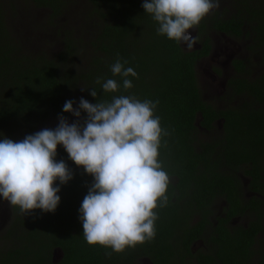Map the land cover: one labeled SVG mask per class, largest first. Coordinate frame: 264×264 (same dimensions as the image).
<instances>
[{
    "label": "trees",
    "instance_id": "trees-1",
    "mask_svg": "<svg viewBox=\"0 0 264 264\" xmlns=\"http://www.w3.org/2000/svg\"><path fill=\"white\" fill-rule=\"evenodd\" d=\"M142 3L143 0H0V140L7 137L13 142L22 141L27 135L59 123L61 115L69 122L73 115L63 112L68 100L75 101L74 109L81 97L90 103L110 102L113 96L120 95L158 101L154 116L160 117L161 128L168 132L161 137L158 159L169 176L168 203L155 209V238L116 253L86 242L79 209L93 177L75 165L62 145H57L54 159L65 162L72 179L65 184L59 180L54 183L60 188L54 212L34 209L24 215L17 206L10 205L11 216L0 233V264H53L52 252L56 248L63 257L55 264H117L122 258L142 256L149 257L153 264H165L168 250L176 245L186 248L184 240L191 233L184 224L188 216L177 212L178 202L188 191L201 194L220 190L226 194L230 192L226 186L231 185L228 195H232V183L237 180L223 167L236 171L251 166L252 186H261L264 73L246 80L242 76L244 66L234 62L239 74L235 93L248 97L249 103L218 115L201 100L196 65L209 52L212 31L239 38L242 26L250 22L258 26L253 37L264 52V12L252 11L250 19L239 16L240 12L227 19H219L218 14L206 16L194 27L202 49L185 51L180 43L157 34L158 24L144 12ZM21 6L45 12L36 31L35 25L31 29L34 36L27 41V49L22 45L25 33L14 30L16 22L24 17L19 13ZM74 7L78 17L76 25H71L66 15ZM51 32L55 37L49 42L44 40L50 45L33 48L36 40L40 43ZM117 57L128 61L125 67H132L138 74V78L129 77L131 89L125 90L121 77H114L110 71ZM98 77L102 78L101 84L96 83ZM107 79L120 84L118 92L102 90ZM92 89L97 91L96 98L90 95ZM86 116L82 111L76 122L83 125ZM219 116L225 120L226 136L209 143L200 141L199 127L213 130V121ZM212 167L218 173H209V177ZM173 197L177 200L172 203Z\"/></svg>",
    "mask_w": 264,
    "mask_h": 264
},
{
    "label": "clouds",
    "instance_id": "clouds-1",
    "mask_svg": "<svg viewBox=\"0 0 264 264\" xmlns=\"http://www.w3.org/2000/svg\"><path fill=\"white\" fill-rule=\"evenodd\" d=\"M142 7L158 24V35L191 49L190 30L219 7V0H143ZM127 63L117 57L110 65L125 90L133 87L129 77L138 78ZM101 87L116 93L120 84L107 79ZM90 95L96 98L97 91L92 89ZM74 103L66 101L63 112L79 118L83 111L87 114L83 125L69 124L61 115L54 130L43 129L19 142L0 140V197L24 215L34 209L54 212L60 201V188L54 183L72 179L65 162L54 159L57 145H62L75 165L93 177L79 209L86 242L121 253L151 241L156 235L155 209L167 205L169 184L158 159L161 137L168 135L160 117L154 116L158 101L120 95L96 103L81 97L75 109Z\"/></svg>",
    "mask_w": 264,
    "mask_h": 264
},
{
    "label": "flooded vegetation",
    "instance_id": "flooded-vegetation-1",
    "mask_svg": "<svg viewBox=\"0 0 264 264\" xmlns=\"http://www.w3.org/2000/svg\"><path fill=\"white\" fill-rule=\"evenodd\" d=\"M233 4L226 17L221 16V7L218 18L227 19L228 16H236L240 12L239 16L244 15L250 19L253 16L252 11L264 12V0H234ZM257 28L256 22L242 26L243 32L239 38L213 31L220 36L219 41L223 44L221 43L222 45L220 44L217 48V42H215L217 39L210 37L208 54L202 55L197 62L196 68L203 72L204 77L211 82L210 86H213L214 90L217 89L216 94H218L215 97L216 105L205 103L203 99L207 96L202 87L198 86L201 100L218 115L229 109L247 106L245 103L239 105L234 102L236 98L248 99L245 95L235 93V80L239 74L235 71L234 62H241L244 66L242 76L246 80L251 81L264 73V52L256 46L259 42L254 41L253 37V30ZM190 31L193 38L198 36L196 29ZM181 47L185 51L196 49L194 47L188 49L183 44ZM197 49H202L200 41ZM256 57L261 69L258 75H254L253 70L255 68L253 60ZM207 59L211 60L213 67L208 66L204 69L201 63ZM224 123V118L219 116L213 121V130H209L199 127L196 120V126L199 127L198 133L203 138V142L222 140V137L226 136ZM201 169H203L202 166ZM223 170L239 181V183L237 181L232 183L234 189L232 195H228L231 193V185H229L226 188L230 192L226 194H222L220 190L216 193L209 190L201 194L188 191L185 194L186 197L178 202L177 212L182 216L185 214L188 216L184 224L188 234L191 233L184 240L186 248L181 249V246L177 248L176 245L175 248L168 250L165 264H264V163L259 171L261 175L259 187L252 186L255 184L252 182L251 166L239 168L236 171L223 167ZM209 173H218V169L212 167L207 173L210 177ZM175 196H178L177 192ZM176 200L177 198L173 197L171 202ZM6 206L9 207L7 209V218H9L11 208L7 201ZM117 264H153V262L149 257L142 256L132 259L122 258Z\"/></svg>",
    "mask_w": 264,
    "mask_h": 264
},
{
    "label": "rangeland",
    "instance_id": "rangeland-1",
    "mask_svg": "<svg viewBox=\"0 0 264 264\" xmlns=\"http://www.w3.org/2000/svg\"><path fill=\"white\" fill-rule=\"evenodd\" d=\"M233 1L234 0H219V7L217 9H214L207 16L209 17L210 15L212 16V15L218 14L219 11H220V8L222 7L221 16L222 17H226L228 15L229 8L234 5L233 4ZM22 8H25V9L22 10V11H20ZM26 8H28V7L21 6V8L19 10V13L21 12V15L24 16V17H23V20L22 21H17L16 22L17 25H15L16 27H14V30H18V32H21L22 31V34L25 33L23 35L24 42L22 41V45H23V47L25 49H27L26 43L29 40V38H31L32 36H34L31 33L32 27L35 25L34 26V30L36 31V26L39 25L40 20L45 15V12L44 11H40V10H33L32 11L31 8H29V9H26ZM76 10L77 9L74 7V9L72 11L69 10L68 11V14L66 15V18L68 17L71 25L72 24L76 25L75 23H76L77 17H78V15H77L78 12ZM20 19H21V17H20ZM31 19H33V22L31 21ZM22 34H21V37H22ZM45 35L46 36H44L43 39L42 38L40 39V43H39L38 40H36V42L33 44V48L34 49L37 50L41 45H42V48L44 47L45 44L50 45L49 43H45L44 40H46V41L49 42L50 40H52L55 37V33H52V35L51 34H49V35L45 34ZM48 36H50L49 39H48ZM210 37H213L214 39H217V40H215V42H217L216 43L217 44L216 47L218 48V46L222 43L221 41H219L220 36L219 35H216L212 31L210 33V35H209V38ZM194 43L195 44H193V47H194V49L195 48L197 49V46L199 45V39H198V37H195L194 38ZM57 49H58L57 47L54 48V50H57ZM49 53L50 54H53V52H49ZM221 61H225V60H221ZM257 61H258V58L256 57L253 60L254 65H255V68L253 69L254 70V73H255L254 75H258V73L261 70L259 64L257 63ZM201 66L204 69H207L208 66H211V68H212L213 67V63L211 62L210 59H207L206 61H204L203 63H201ZM196 74H197V76L199 75L198 86L202 87L205 95L207 96V98L203 99L204 102L205 103H210V104L216 105L215 104V97L218 95V94H216L217 93V89L214 90L213 86H210V83L211 82L207 78L204 77L203 72L200 69H198V67L196 68ZM234 102L237 103V104H239V105H241L243 103H249V100L247 98H236L234 100ZM76 119L77 118L75 116H72V118L70 119V121L68 123L71 124L73 122H76ZM58 124L59 123L52 124L49 129H53L54 130L58 126ZM198 137L200 138L199 140L203 142V138L200 135ZM5 204H6V201L3 200L2 197H0V233L2 232V229L6 227V225L8 223V219H9V218H7V214H8L7 213V209L9 207H7Z\"/></svg>",
    "mask_w": 264,
    "mask_h": 264
},
{
    "label": "water",
    "instance_id": "water-1",
    "mask_svg": "<svg viewBox=\"0 0 264 264\" xmlns=\"http://www.w3.org/2000/svg\"><path fill=\"white\" fill-rule=\"evenodd\" d=\"M62 257H63V254L60 251V249H58V248L54 249L52 252V263L55 264V263L59 262V260H61Z\"/></svg>",
    "mask_w": 264,
    "mask_h": 264
}]
</instances>
